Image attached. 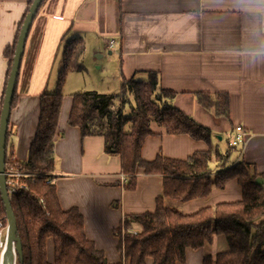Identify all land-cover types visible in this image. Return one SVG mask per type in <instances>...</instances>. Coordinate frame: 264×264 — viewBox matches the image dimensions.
<instances>
[{
	"label": "crops",
	"instance_id": "0c3cea01",
	"mask_svg": "<svg viewBox=\"0 0 264 264\" xmlns=\"http://www.w3.org/2000/svg\"><path fill=\"white\" fill-rule=\"evenodd\" d=\"M28 1L0 0V114L9 69L4 52L16 39ZM66 36H82L86 48L117 61V88L123 79H147L148 72H158L162 87L176 92L171 104L196 122L211 131L219 122L218 128L230 131L231 139L237 125L246 131L240 145L229 146L237 150L231 154L229 149L220 151L212 138L207 144L188 134H168L152 123L153 133L142 145L144 160L159 153L185 160L213 148L227 156L226 161L211 160L212 177L243 160L264 185V0H46L30 27L10 115L9 138L17 160L27 159L40 95L64 64L58 55ZM65 92L54 143L58 199L63 209L79 210L87 238L109 264H119L123 255L115 230L125 216L155 210L156 198L163 195V176L139 170L135 188L126 189L120 157L105 153L103 136L82 137L80 129L68 123L73 93ZM218 94L228 95V116L215 111ZM201 98H213V103L204 107ZM241 199L242 187L233 178L205 197L183 202L165 197V203L189 214ZM227 249L225 237L214 235L201 248H188L185 262L178 264H203L204 256ZM47 258L54 261L51 240ZM145 264H153V259Z\"/></svg>",
	"mask_w": 264,
	"mask_h": 264
},
{
	"label": "trees",
	"instance_id": "16d2710c",
	"mask_svg": "<svg viewBox=\"0 0 264 264\" xmlns=\"http://www.w3.org/2000/svg\"><path fill=\"white\" fill-rule=\"evenodd\" d=\"M32 1L27 3L14 43L4 52L9 61L7 78L20 28ZM85 48L82 36L66 38L57 89L40 95V115L26 160L15 159L8 128L6 169L13 165L28 175L25 188L11 199L21 243L16 264H109L105 253L87 238L79 210L61 207L54 183V143L64 97L62 86L71 72L84 70L81 57ZM147 74V79H123L116 93L75 92L68 118L71 126L80 129L82 137L103 136L105 153L120 157L126 189L135 188L139 170L163 176V195L156 198L155 210L127 215L115 230L120 239L117 248L123 255L119 264H145L147 258H152L153 264L183 263L188 248H201L214 235H223L228 249L215 256H204L203 264H264V219L260 221L264 217V185L256 181L251 164L241 160L212 177L211 160L226 161L227 156L217 149L195 152L185 160L161 153L151 161L142 158L144 140L153 133L152 123L164 127L168 134H188L207 144H211L212 138L209 127L171 104L176 92L162 87L158 72ZM16 97L15 90L12 107ZM132 101L130 113H123L124 106ZM200 101L208 107L205 99ZM213 106L217 113L228 116V95L218 94ZM233 178L242 187L239 201L218 203L189 214L165 203V197L180 202L205 197L214 187L223 188ZM0 222L7 226L1 196ZM132 228L136 230L131 232ZM48 240L54 246L53 262L47 258Z\"/></svg>",
	"mask_w": 264,
	"mask_h": 264
},
{
	"label": "rangeland",
	"instance_id": "374dc122",
	"mask_svg": "<svg viewBox=\"0 0 264 264\" xmlns=\"http://www.w3.org/2000/svg\"><path fill=\"white\" fill-rule=\"evenodd\" d=\"M64 46H65V43L63 42V50H64ZM89 48H85V51L81 57V63L85 67V70L76 71V72H73V74L68 75V83L62 86V91L64 90L63 94L66 93L65 89L67 91V94L68 93L74 94V92L90 91V90L107 94V93H115L116 90L120 89V86L119 88H117V85L115 84V74L118 73L117 61L113 57L108 55L107 53H106V56L102 57L100 56L101 55L100 53H99L100 55L95 54L93 53L92 50H89ZM58 58L62 59V53H61V56L58 55ZM99 65H103V67L99 69ZM58 73H59V70L57 71V69H55V72L53 73L54 74L53 78L49 81L47 92L56 91ZM211 100H213V98H211ZM211 100L207 101L206 104L213 103V101ZM131 104H134V102L132 101L130 103H127L124 106L123 113L125 114L130 113ZM219 118L225 119L224 117H221V116ZM219 125L220 124L218 122L214 126L213 125L210 126L212 128L213 144L216 147H218L220 151L225 152L229 149L231 154H234V153L236 154L237 152V150H235L236 148L234 149V148L229 147L230 146L229 142L232 137L231 132L227 131V129L223 130V128H218ZM219 137H222V138L219 139ZM263 219L264 217L260 218V221ZM135 230L136 229H132L131 232H134ZM6 235H7V231H5L3 228L1 231V235H0V243L3 242L4 244ZM0 249H3V247L2 248L0 247ZM220 251H225V250H220Z\"/></svg>",
	"mask_w": 264,
	"mask_h": 264
},
{
	"label": "water",
	"instance_id": "95a60500",
	"mask_svg": "<svg viewBox=\"0 0 264 264\" xmlns=\"http://www.w3.org/2000/svg\"><path fill=\"white\" fill-rule=\"evenodd\" d=\"M42 2L43 0L32 1V4L30 5L29 10L24 18L23 24L20 28V32L15 46L13 62L4 91L2 109L0 114V196L4 204L7 217V246L6 248L3 247V262L1 261L0 264H16V255L21 253V243L17 236V221L11 205V198L8 195L6 185V139L12 110V101L20 72L22 56L24 54L30 27ZM14 247L16 250V255L14 254Z\"/></svg>",
	"mask_w": 264,
	"mask_h": 264
},
{
	"label": "built area",
	"instance_id": "2783aa9c",
	"mask_svg": "<svg viewBox=\"0 0 264 264\" xmlns=\"http://www.w3.org/2000/svg\"><path fill=\"white\" fill-rule=\"evenodd\" d=\"M236 135L233 137V139L230 140V146L236 147L240 145L246 136V131L244 130L243 126L237 125L235 128ZM6 185H7V191L9 197L12 199L13 195L21 188H25V178L28 177L27 174L23 173L21 170L16 168L13 165H10L6 170ZM124 181H126V175L122 178ZM4 228L5 231H7V226L5 227L0 222V235L1 231ZM0 247H3V242L0 243ZM0 256H3V249H0ZM1 262V259H0Z\"/></svg>",
	"mask_w": 264,
	"mask_h": 264
},
{
	"label": "bare ground",
	"instance_id": "6f19581e",
	"mask_svg": "<svg viewBox=\"0 0 264 264\" xmlns=\"http://www.w3.org/2000/svg\"><path fill=\"white\" fill-rule=\"evenodd\" d=\"M4 241H5V242H4V244H3V247L6 248V246H7V240L5 239ZM14 246H15V245H14ZM14 254L16 255L15 247H14ZM0 259H1V261L3 262V256H2V257L0 256Z\"/></svg>",
	"mask_w": 264,
	"mask_h": 264
}]
</instances>
